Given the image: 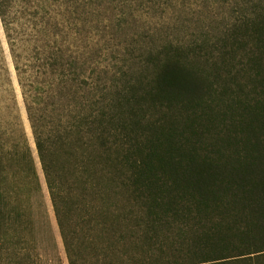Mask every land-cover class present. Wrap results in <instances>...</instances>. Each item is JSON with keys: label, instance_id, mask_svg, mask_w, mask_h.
I'll use <instances>...</instances> for the list:
<instances>
[{"label": "trees", "instance_id": "1", "mask_svg": "<svg viewBox=\"0 0 264 264\" xmlns=\"http://www.w3.org/2000/svg\"><path fill=\"white\" fill-rule=\"evenodd\" d=\"M0 20L68 264H264V0H0ZM11 102L0 264H63Z\"/></svg>", "mask_w": 264, "mask_h": 264}, {"label": "rangeland", "instance_id": "2", "mask_svg": "<svg viewBox=\"0 0 264 264\" xmlns=\"http://www.w3.org/2000/svg\"><path fill=\"white\" fill-rule=\"evenodd\" d=\"M21 91L22 90L19 86V80L17 77V72L15 70V64L13 61V57L11 55L8 39L6 38L2 23L0 20V105H2V107H5V103L3 102L9 99H10V103H12L11 98H13V94L16 97V101L18 104V115L21 120V125L27 135V138L29 140V143L33 149V152L36 158L37 167L40 173V178H41L42 187H43L44 202H45V206L47 207L49 221L51 223L53 234L58 244V253H59V256H61L62 258L63 264H68L65 253H64V249L62 246L59 231L57 228V224H56V220L54 217L50 198L48 195V190H47L44 177L42 175L39 161L37 158L32 130H31L28 118H27V113H26L25 105L23 103ZM1 111H4V109L0 108V115L2 114ZM38 241H39L40 247L42 248L43 253H44V247L45 249L46 248L49 249V245L48 243H46V240L41 235V233H39Z\"/></svg>", "mask_w": 264, "mask_h": 264}]
</instances>
